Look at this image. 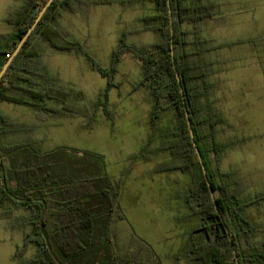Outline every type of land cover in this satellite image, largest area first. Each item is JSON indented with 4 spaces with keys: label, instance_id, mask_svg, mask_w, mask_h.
Segmentation results:
<instances>
[{
    "label": "rangeland",
    "instance_id": "obj_1",
    "mask_svg": "<svg viewBox=\"0 0 264 264\" xmlns=\"http://www.w3.org/2000/svg\"><path fill=\"white\" fill-rule=\"evenodd\" d=\"M212 2L214 17L202 23L201 37L211 48L219 47L209 54L213 72L209 83L214 111L224 120L217 126V139L227 145L213 168L234 173L236 187L248 198L264 193V0ZM25 3L0 0V36L11 34L8 19ZM152 10L150 3L131 6L129 0H85L73 12L63 11L60 24L69 39L83 45L87 56L35 42L47 71L63 88L82 94L79 102L87 108L85 114L57 117L0 104V113L12 118L19 129L8 134L9 142L35 141L45 152L69 149L67 155L84 171L96 173L100 197L107 200L102 194L107 191L115 200L124 219L114 216L102 249L103 264H118L110 256L117 253L129 254L132 263H148L156 255L161 264H189L184 255L196 223L187 219L189 207L183 194L192 176L166 170L171 155L164 144L174 126L172 114L163 113L153 128L151 96L148 89L137 86L141 61L132 54L119 62L115 87L107 97L108 79L91 66L93 59L110 71L113 51L122 38L138 47L157 43L158 35L141 20ZM184 28L192 25L186 23ZM248 213L260 227L256 239L264 243V202ZM28 216L24 209L11 217L0 216V264H20L16 255L31 230L23 226ZM34 254L30 248L23 259Z\"/></svg>",
    "mask_w": 264,
    "mask_h": 264
},
{
    "label": "trees",
    "instance_id": "obj_2",
    "mask_svg": "<svg viewBox=\"0 0 264 264\" xmlns=\"http://www.w3.org/2000/svg\"><path fill=\"white\" fill-rule=\"evenodd\" d=\"M46 2L26 0L22 8L10 15L8 22L13 30L6 37L0 36V71ZM84 2L54 0L0 82V104L26 106L57 117L83 115L88 111L79 102L82 94L63 88L47 71L35 45L42 40L56 51L87 56L83 45L69 39L60 24L63 11L73 12L77 3ZM129 3L153 5L152 12L141 20L146 29L158 35V42L151 47H138L122 38L113 51L110 71L102 69L93 59L91 66L108 79L104 95L107 97L108 91L115 87L113 79L119 62L125 54H132L141 61L137 86L148 89L151 96L153 128L163 113L172 114L174 126L166 134L164 144L171 161L165 168L191 174L192 183L183 198L189 207L187 219L196 223L183 255L189 264H237L235 250L239 264H264V243L256 239L260 227L248 213L249 208L264 202V193L244 198L236 187L234 173L213 168L227 148L217 139V126L224 120L214 111L209 83L213 75L209 54L219 47L211 48L201 37V25L214 17L216 4L212 0H129ZM186 23L192 29H185ZM185 106L218 211L193 145ZM15 127L12 118L0 113V216L11 217L17 209H24L29 216L23 226L31 228L18 247L16 259L20 264H103L102 249L106 247L105 239L110 235L114 216L124 219L115 200L107 191H102L109 197L107 200L100 197L96 173L84 171V166L67 155L69 149L45 152L35 141L9 142L8 134L19 130ZM30 248L35 249L34 256L23 259ZM128 255L110 256L118 264L138 263H132ZM141 264L161 262L154 255L148 263Z\"/></svg>",
    "mask_w": 264,
    "mask_h": 264
},
{
    "label": "water",
    "instance_id": "obj_3",
    "mask_svg": "<svg viewBox=\"0 0 264 264\" xmlns=\"http://www.w3.org/2000/svg\"><path fill=\"white\" fill-rule=\"evenodd\" d=\"M53 2H54V0H47V2L45 3V5L43 6V8L41 9V11L39 12L38 16L36 17L34 24L30 28H28L26 34L19 41V43L16 45V48H15L13 54L8 58V60L5 62L4 66L2 67V69L0 71V82L2 81L5 73L9 69V67L12 64V62L14 61L15 57L20 53V51L22 50V48L24 47V45L26 44V42L28 41V39L32 35L33 31L37 28V26L39 25L41 19L43 18V16L45 15L46 11L52 5ZM170 15H171V10H170ZM172 50H173V47H172ZM177 80H178V82L180 84V77H179V75H177ZM185 112H186V116H187L188 122H189L190 133H191V137H192V140H193V145L195 147L196 153H197L198 158L200 160V163H201V166H202V169H203V172H204L205 179L207 181V185H208V188H209L211 197H212V199H213V201L215 203L216 210L218 211L219 210V207H218V204L215 201L214 189L212 187V184L209 181V178H208V175H207L206 166L204 164V161H203V158H202L201 153L199 151V148L197 146V143H196V141L194 139V134H193V131H192V128H191L190 120H189V112L187 111V107L186 106H185ZM227 233L229 235V239L231 241V245L233 246V243H232L230 234H229V232H227ZM234 254H235V257H236L237 264H239L235 250H234Z\"/></svg>",
    "mask_w": 264,
    "mask_h": 264
},
{
    "label": "crops",
    "instance_id": "obj_4",
    "mask_svg": "<svg viewBox=\"0 0 264 264\" xmlns=\"http://www.w3.org/2000/svg\"><path fill=\"white\" fill-rule=\"evenodd\" d=\"M37 46V45H36ZM42 60V57L40 58ZM45 66V65H44Z\"/></svg>",
    "mask_w": 264,
    "mask_h": 264
}]
</instances>
